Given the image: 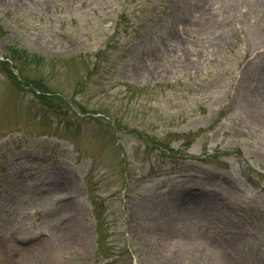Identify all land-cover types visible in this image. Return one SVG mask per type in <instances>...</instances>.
I'll return each mask as SVG.
<instances>
[{
    "label": "rangeland",
    "instance_id": "obj_1",
    "mask_svg": "<svg viewBox=\"0 0 264 264\" xmlns=\"http://www.w3.org/2000/svg\"><path fill=\"white\" fill-rule=\"evenodd\" d=\"M233 238L264 264V0H0V264H228Z\"/></svg>",
    "mask_w": 264,
    "mask_h": 264
},
{
    "label": "bare ground",
    "instance_id": "obj_2",
    "mask_svg": "<svg viewBox=\"0 0 264 264\" xmlns=\"http://www.w3.org/2000/svg\"><path fill=\"white\" fill-rule=\"evenodd\" d=\"M259 101L263 102L262 99H260ZM259 105H260V103L258 102L257 107ZM249 106H250V108H253L255 106V102H252L251 104H249ZM212 192L214 193V191H212ZM212 194L211 193L208 194L207 192L206 193L203 192L201 194H197V193L194 194V192H193V194H192V192H190V196H192V195L196 196V198L199 199V201L201 203H202V201L203 202L206 201L205 205L207 206L209 213L214 214L215 212L223 209V204L222 203L220 204L218 201L214 200V195H212ZM169 205L174 206V208H177V207L180 208L182 206L180 203H176V202L172 203V201H169ZM78 210H79L78 205L75 202L74 203L71 202L69 205L62 206L59 209L60 212L68 211L71 214L74 212L78 213ZM198 220H199V218H196V216H193L190 218V222H192L194 224L198 223ZM62 230L64 231L66 236H69V235H72L73 232H76L78 230V228H77L76 224H68L65 227H63ZM68 231L70 233H68ZM172 233L174 234L177 232L174 231ZM186 236L187 235L183 234L182 237L186 238ZM182 237L180 236L181 239H183ZM198 237H202V236L199 235ZM205 239H206V237H205ZM209 240H212L213 243H214V241H216L215 243L217 245H219V242H222L219 240H215V238L211 237V236H209ZM234 240H235L234 238L231 239L230 241L224 240V242L222 243V246L225 249V252L226 251L230 252V257H228V264H243L241 261L243 254H245L246 257H248V258L250 256V254L247 253V251L245 249V245L243 244L242 240L238 239L237 242ZM183 259L185 260L186 258H184V256L178 254L176 259L174 260V262L172 264H181V261Z\"/></svg>",
    "mask_w": 264,
    "mask_h": 264
}]
</instances>
